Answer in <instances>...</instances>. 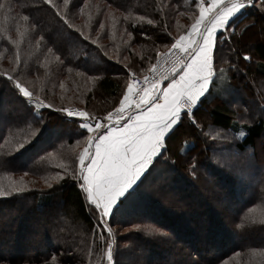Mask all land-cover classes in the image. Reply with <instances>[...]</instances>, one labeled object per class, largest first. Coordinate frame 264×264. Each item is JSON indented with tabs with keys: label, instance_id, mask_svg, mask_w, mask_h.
Segmentation results:
<instances>
[{
	"label": "trees",
	"instance_id": "trees-1",
	"mask_svg": "<svg viewBox=\"0 0 264 264\" xmlns=\"http://www.w3.org/2000/svg\"><path fill=\"white\" fill-rule=\"evenodd\" d=\"M1 1L10 5L12 11L7 18L5 14H0V73L18 69L16 79L29 87L34 97H39L45 104H52L53 108H37L35 100L32 104L27 103L11 82L6 85V77L0 78L3 84L0 97L9 88L16 93V97L13 96L17 99L13 105L5 103L9 110L1 116L0 174L7 176L6 181H2L5 187L1 188L8 193L0 196V206H8L20 198L17 208H28L33 223L37 217L46 220L56 209H62L65 217L69 216L84 227V233L96 230L94 234L97 239L91 235L93 239L90 244L93 249L99 250L104 245L101 246L98 237L101 234L97 231V218L90 214L85 194L79 187L76 175H73L77 154L70 153V166L68 161L63 163L69 166L68 169L55 166L57 159L49 158L57 148L77 145L78 138H85L86 133L79 129L76 119L68 118L64 112L56 109L71 103L70 98H74L72 94L85 98V109L95 115L115 108L127 85L129 73L143 74L149 71L157 58V51H166L175 42L174 38L187 32L194 17L199 14L196 7L199 0H69L67 8L63 0H56L65 19H61L51 5L43 7V15L37 13L32 6L40 1L42 5V0ZM263 12L264 2L253 0L252 4H247L232 18L230 26L222 31V36L217 34L214 66L219 67L217 70H225L228 85L226 88L217 86L201 98L202 102L193 110L195 124L182 115V122L165 140L164 147L154 160L155 166H150L141 178V181H174L169 187L171 190L174 188L172 194L178 199V204L173 207L177 211L168 205L162 208L154 204L161 214L154 224H167L178 242L183 241L185 246L194 247L189 264H241L248 249H264V239H260L264 235V199L261 194L264 181H260L264 175V162L259 167L253 164L254 179L248 182L231 181L234 176L227 170L228 165L225 162L218 165L211 157L213 145L207 142L205 146L204 142L206 129L226 130L236 139L230 153L248 152L250 149L249 158L254 160L253 163L257 161L253 151L257 141L264 137V102H259L256 114H252L253 108H249L247 116L252 118L240 122L236 120L224 93L227 90L229 93L250 92V86L237 83L242 74L256 75L261 87L264 83ZM24 16L29 19L24 20ZM141 17L144 19L141 20ZM76 20L83 21V29L79 24L75 25L76 28L72 27V22ZM148 20L153 23L149 24ZM59 27L68 37L54 41L53 36ZM73 39L77 43L72 42ZM93 40L104 43L92 44ZM246 56L249 59L246 60ZM220 74L217 71V75ZM88 75L91 79L87 78ZM75 79L90 82V91L77 85L74 87L72 83ZM95 101L101 103L94 105ZM59 126L62 129L52 137L50 132ZM198 138L204 142L201 147L195 143ZM21 144L25 147L20 148ZM159 163L160 166L154 171ZM18 173L36 175V178L31 175L27 179L35 181V186L28 184L19 192L13 189L11 180ZM46 173L48 176H43ZM199 180H215L220 192L223 190L226 199L235 204L233 213L226 209L223 212L224 216L229 214L227 224L212 213L210 199L215 194L210 187L213 186L207 183L195 187L193 182ZM38 181L40 184L42 181L49 183L39 186ZM158 186L162 188L164 185ZM7 188H10L9 191ZM258 208L261 212L255 214ZM165 211L176 215V222L175 219H165ZM210 214L212 217H208ZM22 219L25 217L14 221V229L0 228V264L39 263L56 250L51 251L53 241L46 235L36 236L33 232L35 228L24 229L20 224ZM65 223L60 226H68ZM103 231L109 239L114 238L112 231L111 235ZM67 232L73 240H77L81 234ZM84 238L87 239V236ZM82 241L84 239L74 244L80 246L84 244ZM156 248H160L159 245Z\"/></svg>",
	"mask_w": 264,
	"mask_h": 264
},
{
	"label": "snow or ice",
	"instance_id": "snow-or-ice-1",
	"mask_svg": "<svg viewBox=\"0 0 264 264\" xmlns=\"http://www.w3.org/2000/svg\"><path fill=\"white\" fill-rule=\"evenodd\" d=\"M44 2L63 19L54 0ZM252 3L253 0H199L196 4L199 15L194 17L186 34L174 38L175 42L167 51H157L158 61L151 66V76H145L140 85L135 74H131L119 106L104 118L106 123H82L83 129L96 133L87 137L88 146L79 154L78 171L82 180L79 187L97 218V230H106L111 235L108 221L119 206L133 195L137 182L154 163L165 140L182 122V115L188 117L191 123H196L193 110L202 102L201 98L208 92L216 72L217 34L222 36L221 30L229 27L232 18ZM63 4L67 8L69 0H63ZM11 11L10 5L6 7L5 3H0V12L5 14V18ZM23 19L28 20L29 17L24 16ZM148 23L153 21L148 20ZM95 43L93 40L92 44ZM161 61L171 62L166 74L158 70ZM17 71L12 69L0 73V78L6 77L5 82H11L27 103L32 104L35 100L37 108H53L52 104H45L39 97H34V92L16 79ZM165 80L170 82L162 88L160 85ZM56 110L69 117L89 119L87 111ZM24 147V144L20 145V148ZM15 190L19 192L21 189ZM6 194L0 189V196ZM106 256L108 264H113L110 243Z\"/></svg>",
	"mask_w": 264,
	"mask_h": 264
},
{
	"label": "rangeland",
	"instance_id": "rangeland-1",
	"mask_svg": "<svg viewBox=\"0 0 264 264\" xmlns=\"http://www.w3.org/2000/svg\"><path fill=\"white\" fill-rule=\"evenodd\" d=\"M55 2L56 0H54V3ZM0 3H5V2L1 1ZM42 3L43 4L41 5V1H40L39 3H36L34 6H32V8L35 7L37 13H40V15H43L41 13L43 7L49 6L45 4L44 0H42ZM7 6L8 5L6 4V7ZM0 14L2 16L4 13L0 12ZM63 18L65 19L64 16ZM75 25L81 26L83 29L84 24L82 20H76L72 22V27L76 28ZM37 36L39 39L40 33H38ZM67 37L68 36L62 32V28L59 27L58 31L53 36V40L55 41ZM72 42L75 43L76 41L73 39ZM96 43H100V45H102L104 42L100 41ZM214 67L216 70L217 68H219L217 66ZM217 71H220L222 73L218 75L219 81L217 82V86L219 88L220 87L226 88L229 81H227L225 70L221 68L220 70ZM244 71L246 70L244 69ZM244 71L242 70V72ZM95 73L98 72L95 71ZM133 73L135 74V76H142L140 73L130 72L129 78ZM87 78L91 79L89 75ZM258 81L259 78L256 77V75H251L249 73L239 75L237 83L243 86L246 85L250 86V92L247 91V92L229 93V90H227L224 93L225 96H227L226 99L229 100L228 102L229 107L234 111L233 113L235 115L236 120L240 122L249 121L252 117H250L249 119V116H247L248 109L253 108L251 112L252 114L253 113L256 114L257 108L259 106V102H264V83L261 87L258 84ZM85 82H87V80L81 79L80 81H78L75 79V81L72 84L74 87L77 85L86 91L88 90L90 91V88L92 87L91 83L90 82L85 83ZM6 83H7L6 85H9L8 82ZM2 85L3 84H1L0 82V87H2ZM75 89L78 90V88ZM252 92L253 95L251 96ZM13 95L16 97V93L12 89L7 88L5 94L2 97H0V123L2 120L1 116H4L7 110H9L6 107L5 103L9 106V104L13 105L17 100ZM72 96L74 98H70L71 103H67L63 108L68 109L70 107H77L87 111L88 113H93L85 109V106L83 104L85 98L81 99L79 94L77 95L72 94ZM93 98H95V96L90 98V100ZM98 103H101V101L93 102L94 105ZM103 105L104 104L102 103L101 108H103ZM251 112L249 111V114H251ZM93 121L95 120L93 119ZM1 127L2 126L0 125V128ZM61 129L62 128L60 126L54 127L52 132H50V135L52 137L55 136L57 131ZM79 129L82 130L80 127ZM49 139L51 140V138ZM49 139H47V141ZM204 142H205V146L207 145V142L208 143L211 142V144L213 145L214 153L211 155V157L215 160V162L218 165L224 162L225 165H228L227 170L232 176H234V179L231 181L248 182L249 180L254 179L252 175L253 164L254 165L256 164L259 167L264 162V155L262 154V147L264 144L263 136L257 141L255 149L253 151L255 153L257 160L255 163H253L254 160L252 158H249V155H251V151H252L250 149L247 150L249 153L245 151H239V153L237 154L230 153L231 151L230 149L232 147H235L234 143L236 142V139H234L233 136L230 135V132L226 130H222L219 128H211V127L206 129L204 133ZM204 142L202 143V140L199 138L195 139V143H197L199 147L203 146ZM86 145H87V134L85 138H78L77 145L74 144L71 146H64L57 148L55 151H52V153L49 155V158L51 160L57 159L58 162H56L55 166H58L60 168L67 167L66 169H68L70 166V162L68 161L71 156L70 153L73 155H75L76 153L77 159L74 170L77 180L79 181V183H82V180H80L79 178V171H78L80 167L79 154L83 151ZM65 161H68L67 163L69 166L63 165ZM208 161L210 163V159ZM155 164L156 163H153L150 166H155ZM159 166L160 163L158 164L157 168L154 169V171H156ZM31 175L32 174L29 173L16 174L13 180H11L13 181V185H14L13 189H17V188L21 190L25 189L24 187L28 186V184H30L31 186H35V181L34 182L27 181V179ZM55 175L57 177L59 176L58 174ZM25 176H27L26 179ZM32 176L35 177L36 175H32ZM43 176H48V173L44 174ZM6 179H7L6 175L0 174V189H2L1 188L2 186L5 187L2 181H6ZM52 180H57V178H52ZM214 181L210 182V181L199 180V181H194L193 185L195 187H199V185L201 184L207 185L208 183L213 186V188H211L208 185V187H210V189L215 194V196H213L212 199H210V203H211L210 206L214 211L212 213L215 214L216 216L217 215L220 216L221 221L227 224V221L229 219L227 217V215H229L227 212L233 213L235 209V204L229 202L226 199V196L224 195L225 192L223 190H221L220 192V188L217 185V182ZM260 181H264V175ZM52 182H57V181H52ZM173 182L172 181H138L137 182L138 187L134 186L136 187V190L133 193V195L130 196L126 201H124L122 205L119 206L118 210L114 212L111 219L108 221V226H110L114 238L109 239L107 234L106 236L104 235L105 232L103 230H97L101 234L98 236L101 246L104 245L99 250L93 249L92 244H90V240L93 239L91 235L96 238L94 234L96 230L93 233L92 231H89L88 233H84L85 231L84 227H82L79 223H76V221H74L73 219H70L69 216L65 217V214L63 213L62 209H56L55 212L51 214L50 216L51 218L50 217L46 218V220L37 217L35 219V222L33 223L34 220L32 219V217L31 218L29 217L27 211L28 208H24V207L17 208L19 201H21L20 198H18L13 204H10L5 207L4 205L0 206V228L1 227L5 229H8L10 227L11 228L13 227V229L16 228V224H13L14 221H16L17 219L23 216L25 217V219L24 220L22 219L20 221V224L23 225L24 229L26 227L28 229L35 228L33 232L35 233L36 236L44 237V235H46V237H48L50 240L53 241L51 251L53 249L56 250L55 251L53 250L51 252L50 255L51 257L49 256V258H46L45 260L40 261L39 263L36 262L35 264H108L106 253H107V245L109 243L112 245L113 264H172L173 262L176 264H189L190 260L192 262L191 258L193 251H195L194 247H192L193 248L192 249L190 247L185 246V243L183 241L178 242L176 238H174L175 235L169 231L170 229L167 224L162 226L159 225L155 226L156 223L154 224L156 218H158L161 215L159 214L160 209L157 208V206L154 204H159L160 207L162 208L163 205H168L169 208L173 210H175L173 207H175V205L178 204V199L175 198L176 195L174 193L172 194V190H174V188L171 190L169 187V185L172 184ZM48 183H49L48 181L41 182V184L43 185H46ZM38 184L39 186H43L39 183V181ZM162 184L164 186L160 188L158 185H162ZM9 189L10 188H7L8 191ZM148 194L151 197L150 196L147 197ZM261 194H263L262 197L264 199V191L261 192ZM85 199L87 200L86 195H85ZM149 200H151L152 202ZM87 204L90 214L95 218L92 209L89 207L88 200H87ZM225 209L228 211L226 212L227 215L225 214L224 216L223 212H225ZM176 211L177 210H175V212ZM260 212L261 209L258 208L255 211V214H260ZM163 213H165L163 214L165 219H168L169 221L175 219L174 221L176 222V219H178L176 215L174 216V214H170L167 211ZM167 213L170 214V216H168ZM210 216L211 214L208 217ZM30 222L32 223V225H30ZM64 222H66L65 224H67L68 226L66 225L60 226ZM67 231L73 234L74 233H78V234L81 233V234L77 236L78 238L77 240H73L72 237L68 235L69 233ZM258 235L260 234L258 233ZM86 236L87 239L84 238ZM18 238L19 236L17 237V239ZM31 238H33L32 235ZM82 239H84V242L82 241V243L84 244H81L82 246L77 245L76 247V244L74 243H77ZM260 239H264V235H261ZM38 240L39 239H37L36 241ZM257 241H262V240L257 239ZM157 245H159L160 248H156ZM34 248L37 249V247ZM263 256H264L263 247L256 249H248L245 258L241 260L242 261L241 264H263Z\"/></svg>",
	"mask_w": 264,
	"mask_h": 264
},
{
	"label": "built area",
	"instance_id": "built-area-1",
	"mask_svg": "<svg viewBox=\"0 0 264 264\" xmlns=\"http://www.w3.org/2000/svg\"><path fill=\"white\" fill-rule=\"evenodd\" d=\"M166 51H167V50H166ZM164 52H165V51H164ZM157 61H158V58H156V60H155V62H154L153 64H157ZM170 67H171V62L164 63L163 61H161L158 70H159L160 72L166 74L167 71H168V69H170ZM150 70H151V68L149 69V71H148L145 75H142V76H136L138 84L142 85L143 78H144L145 76H151V71H150ZM130 79H131V77L129 78L128 83L130 82ZM165 81H166V80H165ZM165 81H162V83H161L160 86H162V84H163ZM116 107H118V106H116ZM116 107H115V108H116ZM115 108L111 109V110L108 111V112L114 111ZM68 109L71 110V111H73V112L83 110V109H80V108H77V107H70V108H68ZM83 111H85V110H83ZM108 112H106V113H104V114H101V115H95L94 113H89V119H88V120H84V118H80V117H69V116H67L66 113H65V115H66V117H68V118L76 119L78 127H80L83 131H85V133L87 134V137H88L89 135H95L96 133H95V132H93V133H89L86 129H83V128L81 127L82 123H84V122H88V123H92V124H94L95 122H104V123H106V120H104V118L107 116V113H108ZM93 119H94L95 121H93Z\"/></svg>",
	"mask_w": 264,
	"mask_h": 264
},
{
	"label": "crops",
	"instance_id": "crops-1",
	"mask_svg": "<svg viewBox=\"0 0 264 264\" xmlns=\"http://www.w3.org/2000/svg\"><path fill=\"white\" fill-rule=\"evenodd\" d=\"M199 15V14H198ZM224 30V29H223ZM223 30H221V31H223ZM186 34V33H185ZM148 72V71H147ZM147 72H145V73H143V74H141V75H145ZM219 81V76L217 75V71L215 72V75H214V79H213V81L212 82H210V84H209V90H208V92L207 93H209V91L211 92V90L212 91H214V89H215V87L217 86V82ZM170 82V80H166L163 84H162V88L163 87H166L167 86V83H169ZM127 84H128V82H127ZM126 89H127V85H126V87H125V90H124V92L126 91ZM124 92H123V94H124ZM206 93V94H207ZM123 94H122V96H121V98H120V100L123 98ZM205 94V95H206ZM119 100V101H120ZM117 106H119V103H118V105ZM86 146H88V143H87V145ZM164 147V146H163ZM162 150V149H161ZM150 167V166H149ZM147 172V171H146ZM143 177V176H142ZM141 177V178H142Z\"/></svg>",
	"mask_w": 264,
	"mask_h": 264
},
{
	"label": "water",
	"instance_id": "water-1",
	"mask_svg": "<svg viewBox=\"0 0 264 264\" xmlns=\"http://www.w3.org/2000/svg\"><path fill=\"white\" fill-rule=\"evenodd\" d=\"M156 159V158H155Z\"/></svg>",
	"mask_w": 264,
	"mask_h": 264
}]
</instances>
